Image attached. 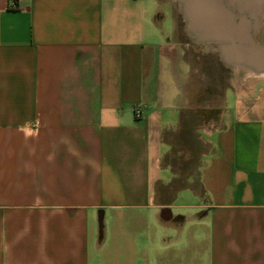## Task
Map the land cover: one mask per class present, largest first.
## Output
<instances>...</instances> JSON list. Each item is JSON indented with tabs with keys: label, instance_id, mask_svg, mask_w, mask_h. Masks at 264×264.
I'll list each match as a JSON object with an SVG mask.
<instances>
[{
	"label": "crops",
	"instance_id": "1",
	"mask_svg": "<svg viewBox=\"0 0 264 264\" xmlns=\"http://www.w3.org/2000/svg\"><path fill=\"white\" fill-rule=\"evenodd\" d=\"M178 1L0 0V264H264V6Z\"/></svg>",
	"mask_w": 264,
	"mask_h": 264
},
{
	"label": "flooded vegetation",
	"instance_id": "2",
	"mask_svg": "<svg viewBox=\"0 0 264 264\" xmlns=\"http://www.w3.org/2000/svg\"><path fill=\"white\" fill-rule=\"evenodd\" d=\"M206 3L208 4V7H210L208 10L205 9V7H207ZM233 3H235L238 7L236 8L240 10L238 11L240 12L238 18L242 17L243 19V17L248 16V13L246 14V9L248 7L246 0H198L196 11L194 13L196 18L195 22L197 24H215L219 22V24L223 25V22L227 18V13H229ZM262 13H264V11ZM186 17L188 19L186 22L190 23L188 15H186ZM208 17L209 20L211 19L212 21L207 20ZM179 21L185 23L184 19ZM203 32H205V30H203Z\"/></svg>",
	"mask_w": 264,
	"mask_h": 264
},
{
	"label": "water",
	"instance_id": "3",
	"mask_svg": "<svg viewBox=\"0 0 264 264\" xmlns=\"http://www.w3.org/2000/svg\"><path fill=\"white\" fill-rule=\"evenodd\" d=\"M197 1L198 0H191L190 2H189V4H188V8L190 9V13H188L189 15H188V18H189V21H190V24L192 25V24H196V18H195V14H194V9L196 8V6H197ZM208 1V0H207ZM246 2H247V4H249L250 5V8H253L254 6V8H260V7H263L264 6V0H246ZM207 4V3H206ZM210 7H208V4H207V7H205V9L206 10H208ZM253 13L251 12V15H252ZM255 14L256 13H254V16H255ZM207 20H209V17L207 18ZM209 21H211V20H209ZM209 21H207V22H209ZM257 63H259V67H261V68H263L264 69V49H263V57H262V59L259 61V62H257Z\"/></svg>",
	"mask_w": 264,
	"mask_h": 264
},
{
	"label": "bare ground",
	"instance_id": "4",
	"mask_svg": "<svg viewBox=\"0 0 264 264\" xmlns=\"http://www.w3.org/2000/svg\"><path fill=\"white\" fill-rule=\"evenodd\" d=\"M191 0H179L178 2H180V5H181V9H182V11H183V13L185 14V17H186V13H185V10H186V8H187V6H188V4H189V2H190ZM179 11V10H178ZM186 20H188L187 19V17H186ZM193 25H190V26H188V28H189V34L194 38V39H202V40H204L205 39V36H204V32H203V29H193ZM205 42V41H204ZM209 45V44H208ZM216 46V45H215ZM205 53V52H204ZM219 53V52H218ZM242 65V64H241ZM251 69V68H250ZM249 68H246V69H244V71H245V74L247 75H253L254 74V72L253 71H251ZM255 70V69H254ZM262 73V72H261ZM264 73V72H263ZM258 74V73H257ZM249 77V76H248Z\"/></svg>",
	"mask_w": 264,
	"mask_h": 264
},
{
	"label": "rangeland",
	"instance_id": "5",
	"mask_svg": "<svg viewBox=\"0 0 264 264\" xmlns=\"http://www.w3.org/2000/svg\"><path fill=\"white\" fill-rule=\"evenodd\" d=\"M168 6H169V4H168ZM173 16H176V14L173 13ZM261 20H262V22L264 21V16L262 17ZM203 63H206L208 65V67L212 70V74L213 75H217L218 76V78H216L215 82L221 83L223 81V79L225 78V75H226L225 68L222 67L221 63H218L217 65H214L211 62H209L208 60H206ZM215 68L219 69V70H215ZM219 83L216 85V87H217L216 89H219Z\"/></svg>",
	"mask_w": 264,
	"mask_h": 264
},
{
	"label": "built area",
	"instance_id": "6",
	"mask_svg": "<svg viewBox=\"0 0 264 264\" xmlns=\"http://www.w3.org/2000/svg\"><path fill=\"white\" fill-rule=\"evenodd\" d=\"M8 7L9 8H17L16 0H8ZM134 116L139 117L140 116V110L139 108H134Z\"/></svg>",
	"mask_w": 264,
	"mask_h": 264
}]
</instances>
